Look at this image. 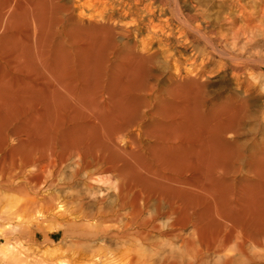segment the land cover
<instances>
[{
	"label": "bare ground",
	"instance_id": "bare-ground-1",
	"mask_svg": "<svg viewBox=\"0 0 264 264\" xmlns=\"http://www.w3.org/2000/svg\"><path fill=\"white\" fill-rule=\"evenodd\" d=\"M0 186L53 209L0 237L264 264V0H0Z\"/></svg>",
	"mask_w": 264,
	"mask_h": 264
},
{
	"label": "rangeland",
	"instance_id": "rangeland-1",
	"mask_svg": "<svg viewBox=\"0 0 264 264\" xmlns=\"http://www.w3.org/2000/svg\"><path fill=\"white\" fill-rule=\"evenodd\" d=\"M25 198L0 186V229L22 223L37 230L38 210L53 212L32 209ZM180 244L176 237H0V264H159Z\"/></svg>",
	"mask_w": 264,
	"mask_h": 264
}]
</instances>
